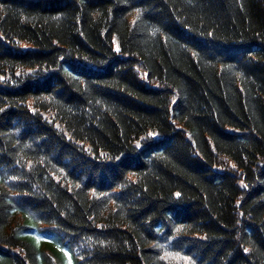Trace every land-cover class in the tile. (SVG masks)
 <instances>
[{
    "label": "trees",
    "instance_id": "obj_1",
    "mask_svg": "<svg viewBox=\"0 0 264 264\" xmlns=\"http://www.w3.org/2000/svg\"><path fill=\"white\" fill-rule=\"evenodd\" d=\"M0 264H264V0H0Z\"/></svg>",
    "mask_w": 264,
    "mask_h": 264
}]
</instances>
